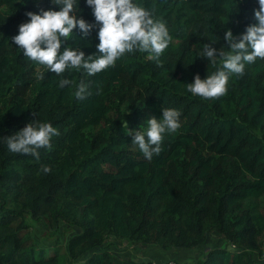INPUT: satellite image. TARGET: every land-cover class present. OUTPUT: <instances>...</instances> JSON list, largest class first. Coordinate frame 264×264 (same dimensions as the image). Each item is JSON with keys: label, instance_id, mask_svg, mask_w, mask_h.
Masks as SVG:
<instances>
[{"label": "trees", "instance_id": "trees-1", "mask_svg": "<svg viewBox=\"0 0 264 264\" xmlns=\"http://www.w3.org/2000/svg\"><path fill=\"white\" fill-rule=\"evenodd\" d=\"M137 2L166 23L169 46L159 62L137 51L94 76L71 72L74 84L87 85L79 99L11 40L27 12L57 6L0 0V137L37 119L59 129L39 159L10 152L0 140V264H121L107 234L165 251L204 246L197 264H264L250 251L264 233V59L233 74L219 97L193 95L185 85L222 67L198 51L228 29L239 36L256 24L257 0ZM80 9L92 23L85 0ZM74 31L69 43L86 56L97 51L96 30L87 39ZM163 107L180 111V127L149 160L131 146L125 122L138 130L149 117L161 118ZM27 217L45 223L40 234L57 236L63 224L75 233L66 245L42 246ZM214 240L220 245L211 247Z\"/></svg>", "mask_w": 264, "mask_h": 264}, {"label": "clouds", "instance_id": "clouds-1", "mask_svg": "<svg viewBox=\"0 0 264 264\" xmlns=\"http://www.w3.org/2000/svg\"><path fill=\"white\" fill-rule=\"evenodd\" d=\"M92 11L94 21L89 23L81 15L80 0H52L57 8L37 12H27L26 22L19 25L18 34L12 42L23 50V55L39 65L46 66L49 72L59 77L58 87L73 86L74 96L84 99L87 85L80 81L74 84L70 73L85 72L94 76L115 66L118 59L126 53H147L148 59L159 62V57L169 46L171 36L166 23L154 18L153 13L141 6L137 0H85ZM259 7L254 10L257 21L246 27L239 36L228 29L223 37L206 42L197 53L205 58L209 65L219 62L217 68L205 78L199 74L194 82L185 84L193 95L204 98H215L224 95L228 90L229 79L233 74H242L246 65L254 63L257 58L264 59V0H257ZM78 29L87 39L94 30L98 43L96 52L87 55L80 44L69 43L76 37ZM220 39L223 47L215 45ZM63 47V50H61ZM69 75H65V73ZM162 117L151 116L143 122L138 130L127 127L125 134L132 137L131 146H136L146 159L159 154L166 134L175 132L180 127V111L172 107L161 109ZM59 135V129L50 122L38 119L28 123L9 137H0L10 152L40 157L41 148H50L52 137ZM44 173L51 167L44 165Z\"/></svg>", "mask_w": 264, "mask_h": 264}, {"label": "rangeland", "instance_id": "rangeland-1", "mask_svg": "<svg viewBox=\"0 0 264 264\" xmlns=\"http://www.w3.org/2000/svg\"><path fill=\"white\" fill-rule=\"evenodd\" d=\"M253 132L256 135L261 136V134L258 130L254 129ZM261 204H262L261 205L262 213H264V200H262ZM27 220L33 226V234L36 238V241L39 244H41L42 246H46L48 244L66 245L67 242L69 241V239L71 238V236L73 235V233H75L74 230H72V229L68 230L67 228H65L66 227L65 224H63V225H61L62 231H60L57 234V236H54V234H52L53 231H50V230H49V233L40 234V232L43 233L42 229H44V226H46L45 223L43 221L40 223H35L31 220L30 217H27ZM106 237H107V243H110L111 245L116 243L115 245L110 246V250H112L114 252V250L119 249V247H118L119 242L117 243V240L115 239V236L113 234H107ZM258 241L260 243V244H258V248H256L255 250L250 249V251L254 252L256 261L258 263H262L264 261V233L263 232H260V234L258 235ZM203 250H204V246L198 247L195 249H190V250H187V249H185V250H174V253L176 254V257L178 259H180V257L184 254L185 255L191 254V255H193V257H191L192 264H197L199 262V260H202V258L204 256V255H201V252L204 254ZM246 251H249V249H247ZM135 252H136L135 256H138V257H139L138 254H142V250H140V249H137ZM167 252H170V251H167ZM62 253L63 254L65 253V249H62ZM199 255H201L200 258H199ZM114 257L116 258L117 256L114 254Z\"/></svg>", "mask_w": 264, "mask_h": 264}, {"label": "crops", "instance_id": "crops-1", "mask_svg": "<svg viewBox=\"0 0 264 264\" xmlns=\"http://www.w3.org/2000/svg\"><path fill=\"white\" fill-rule=\"evenodd\" d=\"M120 244L121 246L116 251V253L118 254L119 261L122 264H133V263L163 264L168 261H174L178 264H192L191 257H193V255L191 254L188 255L184 254L180 257V259H178L176 257V254L174 253V250H170V252H167L156 246H140L138 244L128 241H121ZM211 244H212L211 247H215L217 245H220V241L214 240ZM137 249L142 250V254H138L139 257L135 256L136 255L135 251ZM201 255L204 254L201 252ZM201 255H199V258L201 257ZM200 261L201 260H199V262Z\"/></svg>", "mask_w": 264, "mask_h": 264}, {"label": "built area", "instance_id": "built-area-1", "mask_svg": "<svg viewBox=\"0 0 264 264\" xmlns=\"http://www.w3.org/2000/svg\"><path fill=\"white\" fill-rule=\"evenodd\" d=\"M151 264H156V263H151ZM163 264H178V263H176V262H174V261H168V262L163 263Z\"/></svg>", "mask_w": 264, "mask_h": 264}]
</instances>
